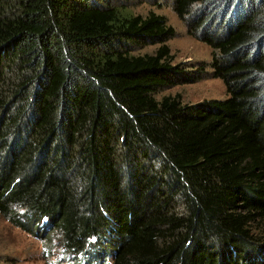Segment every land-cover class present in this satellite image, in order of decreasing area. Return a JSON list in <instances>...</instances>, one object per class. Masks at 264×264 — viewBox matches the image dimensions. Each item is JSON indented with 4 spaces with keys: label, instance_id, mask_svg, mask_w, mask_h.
I'll return each instance as SVG.
<instances>
[{
    "label": "trees",
    "instance_id": "trees-1",
    "mask_svg": "<svg viewBox=\"0 0 264 264\" xmlns=\"http://www.w3.org/2000/svg\"><path fill=\"white\" fill-rule=\"evenodd\" d=\"M197 7L227 97L183 103L163 15L0 0L4 219L72 264H264V0Z\"/></svg>",
    "mask_w": 264,
    "mask_h": 264
},
{
    "label": "rangeland",
    "instance_id": "rangeland-1",
    "mask_svg": "<svg viewBox=\"0 0 264 264\" xmlns=\"http://www.w3.org/2000/svg\"><path fill=\"white\" fill-rule=\"evenodd\" d=\"M105 3L134 14L147 15L153 11L163 15L175 31L166 42L173 55V63L183 65L195 80L162 87L155 95L157 99L168 94H180L183 103H198L227 97L223 81L212 76V48L200 38L202 30L194 33L192 28L198 7L181 19L173 10V0H105ZM211 31H217L216 25H212ZM156 48L157 44H151L137 49L135 53H151ZM48 245L14 226L0 214V264H72L74 257L66 254L59 234L54 233Z\"/></svg>",
    "mask_w": 264,
    "mask_h": 264
},
{
    "label": "snow or ice",
    "instance_id": "snow-or-ice-1",
    "mask_svg": "<svg viewBox=\"0 0 264 264\" xmlns=\"http://www.w3.org/2000/svg\"><path fill=\"white\" fill-rule=\"evenodd\" d=\"M261 75H264V74H261Z\"/></svg>",
    "mask_w": 264,
    "mask_h": 264
}]
</instances>
